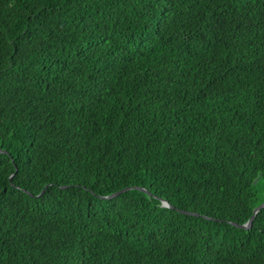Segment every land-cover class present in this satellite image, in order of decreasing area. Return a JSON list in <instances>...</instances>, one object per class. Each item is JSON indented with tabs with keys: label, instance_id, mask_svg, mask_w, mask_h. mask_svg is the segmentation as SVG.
<instances>
[{
	"label": "trees",
	"instance_id": "1",
	"mask_svg": "<svg viewBox=\"0 0 264 264\" xmlns=\"http://www.w3.org/2000/svg\"><path fill=\"white\" fill-rule=\"evenodd\" d=\"M262 202L264 0H0V264H264Z\"/></svg>",
	"mask_w": 264,
	"mask_h": 264
},
{
	"label": "water",
	"instance_id": "2",
	"mask_svg": "<svg viewBox=\"0 0 264 264\" xmlns=\"http://www.w3.org/2000/svg\"><path fill=\"white\" fill-rule=\"evenodd\" d=\"M126 188H128V187H126ZM126 188H123V189H121V190H117V191H115V192H113V193H111V194H109V195H107V196H105L106 198H111V197H114V196H116L117 194H119L120 192H122L123 190H125ZM132 188H137V189H140V190H143V188H140V187H132ZM162 201H164V200H162ZM165 202V201H164ZM166 203V202H165ZM165 206H169V205H167V203H166V205ZM264 207V202H262L261 204H259L258 206H256L254 209H253V214L247 219V221L245 222V223H243V224H239V225H237V224H235V223H233L235 226H239V227H242V228H248L249 226H250V224H251V220H252V218H253V215H254V213L256 212V211H258L259 209H261V208H263Z\"/></svg>",
	"mask_w": 264,
	"mask_h": 264
},
{
	"label": "clouds",
	"instance_id": "3",
	"mask_svg": "<svg viewBox=\"0 0 264 264\" xmlns=\"http://www.w3.org/2000/svg\"><path fill=\"white\" fill-rule=\"evenodd\" d=\"M162 204L165 206L166 205V203L164 202V201H162Z\"/></svg>",
	"mask_w": 264,
	"mask_h": 264
}]
</instances>
